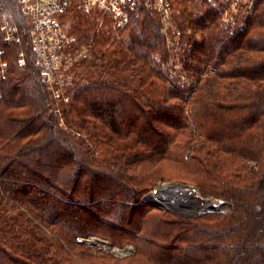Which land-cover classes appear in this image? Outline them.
Here are the masks:
<instances>
[{"label":"trees","instance_id":"trees-1","mask_svg":"<svg viewBox=\"0 0 264 264\" xmlns=\"http://www.w3.org/2000/svg\"><path fill=\"white\" fill-rule=\"evenodd\" d=\"M1 1L18 41L4 44L0 80V264H264V0L238 3L245 28L225 26V4L206 0L202 14L205 0H171L193 28L175 48L142 2L121 30L70 6L62 27L92 49L71 68L62 121L28 18ZM160 175L226 207L151 205ZM93 236L132 251L85 243Z\"/></svg>","mask_w":264,"mask_h":264},{"label":"built area","instance_id":"built-area-1","mask_svg":"<svg viewBox=\"0 0 264 264\" xmlns=\"http://www.w3.org/2000/svg\"><path fill=\"white\" fill-rule=\"evenodd\" d=\"M138 2L148 8H154L161 18L168 17V0H16L22 15L26 16L30 23V43L41 80L46 88L53 92L54 97L60 98L64 103L69 101V97L61 91L66 85L65 79L61 77L62 70H70L86 56L89 49V43L80 48L75 45L76 38L64 30L59 15L70 6H75L83 12L99 11L116 29L128 22ZM234 2L237 0H230L229 3ZM236 7L238 5L234 7V11ZM3 8L0 0V79L8 72L4 44L18 41L17 25L7 18H2ZM246 12L249 13L250 10ZM221 16L225 25L233 24L230 12L223 11ZM239 27L245 28V24L241 22ZM19 62L22 63L23 58L20 57Z\"/></svg>","mask_w":264,"mask_h":264},{"label":"rangeland","instance_id":"rangeland-1","mask_svg":"<svg viewBox=\"0 0 264 264\" xmlns=\"http://www.w3.org/2000/svg\"><path fill=\"white\" fill-rule=\"evenodd\" d=\"M168 1L170 2V10H169V13H168V17L166 19L161 18L159 13L154 8H150V9L156 11L155 13H157V15L159 16L160 24L162 26V29H161L162 31L161 32H163V34L165 36H167L166 39H167L168 45L175 48V47L179 46L180 43H181L179 41L180 38H181V35L185 34V33L190 34L191 32H193L192 31L193 28L191 27V25H188V26H184L183 25L181 27L178 25V23L180 21H182L184 16L182 15L179 6L174 5V3L171 2V0H168ZM208 1H210V0H208ZM241 1H243V0H237L238 3L241 2ZM211 2L215 3L216 5L225 4L224 7H226V8L224 9V12L227 10L228 12H230V14H232V22H233V24H227V25H225L226 27L234 26V25H236V23L240 22L239 21V19H240L239 18V14L236 13L238 11V7H236L235 11L233 10L234 7L238 5L237 2L236 3L234 2V4L229 3L230 0H228V1H226V0H211ZM208 3L209 2H206V0H205V4H204L203 7H202V5L199 6V7H198V5H196L195 8L193 9V13H197L198 12V13H202L203 14L204 11H205L204 10L205 6L208 7ZM143 5L145 7L147 6L145 4H143ZM189 7H190V5H189ZM190 11H191V8H190ZM7 13H8V11H7ZM249 13H251V11ZM131 15H130V18L128 19V22L123 27L116 28V29L117 30L126 29L127 24L131 20ZM2 18H6L5 14H2ZM221 19H222V17H221ZM165 21H167V22H165ZM194 37L199 39L200 32H198V34L194 35ZM87 43H89L88 53L86 54L85 57H83V59H85V58H87L88 56L91 55L90 50L92 49V41H91V39H89L88 41H85V40L80 41V40L76 39V42H75V45L78 46V48L84 46ZM16 48H17L16 52H17V55H18L19 59H20V57L23 58V62L22 63H24V59L26 58V55L23 53L22 48H20V45H17ZM187 49H190V47L187 48ZM82 60H80V61H82ZM19 63H21V62H19ZM7 65H8V62H7ZM8 71H9V65H8ZM70 71H71V69L70 70H62L63 73L61 74V77L63 76L62 79H65V84H67V81L69 80V78L71 76ZM209 72H210V70H204L202 72L201 76L204 77ZM7 75H8V72L6 73L5 77L3 79H0V80H4L7 77ZM185 76L190 77V75H188V74L187 75L185 74ZM61 91L63 93H65L64 90L61 89ZM48 92H50V90H48ZM49 94H50V97L54 101L55 107L57 108L55 117L58 118L60 121H62V116H61V111L60 110L62 108L61 105L65 104V103L60 101V98L54 97L53 96V92L52 93L50 92ZM77 136H79V134H77ZM170 168H169V170H167L168 172L172 170ZM166 184L167 185H177L180 189H183L184 185L191 186V187L194 188L193 189L194 194L196 196H198V197H201V199H204L205 201H203L201 203H198V202L197 203H190V201L192 202V200H188V199L187 200H183L181 198V200L180 199L179 200H174L175 202L171 205L169 203L171 202V199H173V197L168 194L169 192H171V190L170 189H165V190L161 191L162 192L161 193V199H160L161 201L160 200L158 201L159 203H161V207H163V209H171L172 211L177 212L179 214L192 216V215H195V214H197L198 212H200L202 210H207V209L210 210V209H212V207H214V208L221 207L223 209H224V207H226V205L223 204L220 199H218V198H216L214 196H211V195H202L201 194L202 192H196L197 187L195 186V184H193V183H191L189 181H184L183 179H180L179 177H171V176H167V175H164V176L160 175L159 177L155 178L151 182V186L146 192L147 193L148 192L154 193V192H156L157 188H162ZM170 187H176V186H170ZM154 201H156V200H154ZM92 238H96V237L93 236ZM92 238H90V240ZM86 240H89V239H86ZM90 244H93L92 246H96L98 248H101L103 251L104 250H109L110 252H112L113 254H115L117 256H124V255L129 254L132 251V245H130L128 243H127V245H125L124 247H121V248L112 247V246H110L109 242L108 243L107 242H103L102 240H100V241L98 240L96 242H91Z\"/></svg>","mask_w":264,"mask_h":264},{"label":"bare ground","instance_id":"bare-ground-1","mask_svg":"<svg viewBox=\"0 0 264 264\" xmlns=\"http://www.w3.org/2000/svg\"><path fill=\"white\" fill-rule=\"evenodd\" d=\"M170 186H176V187H170ZM165 189L171 190V192L168 193L169 195L173 197V199H171V202L169 203L171 205L175 202L174 200H179V199L181 200V198L183 200H187V199L192 200V202L190 201V203H197V202L201 203L205 201L204 199L197 198V196L193 192L194 188L188 185H184L183 189H180L177 185H167L166 184L162 188H157L156 192L151 193L148 197L158 202L161 199V193H162L161 191Z\"/></svg>","mask_w":264,"mask_h":264},{"label":"water","instance_id":"water-1","mask_svg":"<svg viewBox=\"0 0 264 264\" xmlns=\"http://www.w3.org/2000/svg\"><path fill=\"white\" fill-rule=\"evenodd\" d=\"M151 194V192H148V193H146V195H145V197L142 199V200H144V201H146L147 203H149V204H152V205H155V206H158V207H160V208H163V207H161V203H159V202H156V201H154L153 199H151V198H149L148 196ZM197 198H200L201 199V197H198L197 196ZM173 207V206H172ZM212 209H214V207H212ZM92 240V241H91ZM89 239V240H86V242L87 243H91V242H96V241H100V239H98V238H92V239ZM85 242V243H86ZM103 242H105V241H103ZM108 243V242H107Z\"/></svg>","mask_w":264,"mask_h":264}]
</instances>
